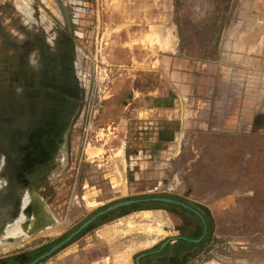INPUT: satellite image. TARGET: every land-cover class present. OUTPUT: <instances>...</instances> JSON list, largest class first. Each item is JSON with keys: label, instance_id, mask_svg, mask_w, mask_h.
Here are the masks:
<instances>
[{"label": "rangeland", "instance_id": "1", "mask_svg": "<svg viewBox=\"0 0 264 264\" xmlns=\"http://www.w3.org/2000/svg\"><path fill=\"white\" fill-rule=\"evenodd\" d=\"M213 1L0 0V44L25 47L43 77L40 117L35 103L36 121L26 120L41 136L1 145L0 190L15 165L28 178L0 208V264L38 258L97 212L137 198H177L206 213L209 235L186 254L190 264H264V21L248 71L241 61L186 70L180 60L212 59L221 34L242 27L238 0ZM151 25L165 27L164 50L144 45ZM204 75L214 81L204 83L211 106L200 115L192 88L189 103L178 90ZM167 88L180 102L149 105ZM243 96L254 111L231 132L225 110ZM30 148L40 152L32 171L22 166ZM105 215L36 264H134L194 219L152 202Z\"/></svg>", "mask_w": 264, "mask_h": 264}, {"label": "crops", "instance_id": "2", "mask_svg": "<svg viewBox=\"0 0 264 264\" xmlns=\"http://www.w3.org/2000/svg\"><path fill=\"white\" fill-rule=\"evenodd\" d=\"M220 4L221 2L219 0L211 2V6L215 8L221 7ZM235 7L242 8L240 13V25H242V27L225 30L221 34L219 48L217 47L212 59L208 58L207 61H196L192 59L189 61L186 59L180 60L186 66V70L201 68L203 71L210 69L212 72H226L232 70L231 68H226V66L232 67L235 61H241L242 64L245 65V71L250 69L249 59L251 55H260L261 53V48H259V46L256 47V44L259 43L263 36L257 34L260 32V29H258V25L256 24L264 21V0H238L235 2ZM164 28L165 27L155 28L151 25L150 29L141 37L144 45H158L160 49L164 50L168 45V37L165 35ZM262 29L261 27V30ZM252 40L255 43L254 45H251ZM15 48L16 47L13 45L11 46L7 43L0 44V152L4 150L3 146H1L4 142V146H6L5 151H8V145L11 141L18 146L20 145V147H24L27 135H33V139L36 143V135H40L41 133L38 130L31 131L30 129L27 131L26 124L27 119L36 121L35 103L40 104L42 100L39 71L31 62H28V65L24 64L23 59L19 56V49ZM22 54L26 56L25 53L22 52ZM244 70L242 69V71ZM200 79V86L198 83V85H195L194 83L186 82L179 87L178 91L180 94H184L181 97H183V99L187 98L186 101L189 103L190 100L187 96L189 92L191 93L192 88L197 97V103L199 104V112L197 109H195V112L201 115V113L205 112V110L211 106V101L207 100L208 88L205 84L209 82L213 83L214 77L204 75L201 76ZM257 99H260V97L257 96ZM177 101H179V96H177V94L172 100L170 99L169 88L164 90L160 96L147 99L149 105H153L154 109L169 111L174 107ZM253 102L254 101H250L249 97L246 99L243 96L241 99L235 101L234 107L231 110H225L228 113L226 117V128H230L231 132H234L233 129L236 127V123L238 127L242 124L241 127L244 128L246 125L244 119H249L251 116L250 114L254 111ZM257 102L260 103V101ZM258 110L259 109H257L258 114H262L259 112L260 110ZM31 114L34 115L31 116ZM40 114L41 109L38 108V117H40ZM239 115L242 116V121H239ZM10 121H12L11 125L15 127L10 125ZM15 122H18V125H16ZM241 133L244 134V131ZM22 150L24 151V148ZM39 154L40 152L36 151L35 148H30V151L26 155H23L24 160H22V166L25 169H30V171L34 170L35 161ZM23 171L24 170L17 165L6 171L7 178L4 180V185L0 190L2 193L0 199L1 201L3 200L0 208L3 209V213L7 208L5 201L9 200L8 195L13 194L10 198L15 199V195H20L21 184L27 181L28 176L25 175ZM10 183L19 184L17 185V189L13 192L10 190ZM112 183L114 184V188L123 189L121 180L118 177L113 178ZM4 191L7 195L6 197L3 195Z\"/></svg>", "mask_w": 264, "mask_h": 264}, {"label": "flooded vegetation", "instance_id": "3", "mask_svg": "<svg viewBox=\"0 0 264 264\" xmlns=\"http://www.w3.org/2000/svg\"><path fill=\"white\" fill-rule=\"evenodd\" d=\"M9 45H11L9 43ZM20 46V45H19ZM24 46V45H23ZM19 56L23 59V63L28 65L29 59L27 55L30 53H26L24 50L25 47H18ZM25 53L26 56H24ZM32 63V62H31ZM34 64V63H32ZM35 66V64H34ZM36 67V66H35ZM37 69V67H36ZM39 72V79L41 81V92H42V83L43 77L40 69H37ZM38 108H42V100L41 103L38 104ZM39 118V117H38ZM37 136V135H36ZM41 136V133L40 135ZM172 199V198H167ZM176 200V199H173ZM182 202L187 207H183L179 204L164 202V201H153L152 203H164L166 205H171L173 207L179 208L180 210L191 214L194 218L189 221L188 224L185 225V229L174 237H170L162 241L160 244L156 245L153 249L139 254L135 260L134 264H190L192 259L195 257H191L190 255H186L193 250H197L198 252L201 250V246L205 243L208 238L209 231V222L206 216V213L185 201L176 200ZM196 253V252H195Z\"/></svg>", "mask_w": 264, "mask_h": 264}, {"label": "water", "instance_id": "4", "mask_svg": "<svg viewBox=\"0 0 264 264\" xmlns=\"http://www.w3.org/2000/svg\"><path fill=\"white\" fill-rule=\"evenodd\" d=\"M153 201L170 202V203L179 204V205H181L183 207H187L182 202H179V201H176V200H173V199H167V198H137V199H126L124 201L117 202V203H115L113 205H110V206L106 207L105 209L97 212L93 216H91L82 225H80V227H78L73 233L68 235V237H66V239H64L63 241H61L57 245L53 246L50 250H48L44 254L40 255L38 258H36L32 262H30L29 264H36V263L40 262L41 260H43L45 257L51 255L53 252H55L60 247L65 245L72 237H74L75 235L80 233L83 229H85L88 225H90L93 221H95L99 217H101V216H103V215H105V214H107L109 212H112V211H114V210H116L118 208H121V207H129V206H131L133 204H137V203H140V202H153ZM137 264H138V262H137Z\"/></svg>", "mask_w": 264, "mask_h": 264}, {"label": "trees", "instance_id": "5", "mask_svg": "<svg viewBox=\"0 0 264 264\" xmlns=\"http://www.w3.org/2000/svg\"><path fill=\"white\" fill-rule=\"evenodd\" d=\"M173 199H176V200H178L177 198H173ZM124 208V207H123ZM106 215H104V216H101V217H99L98 219H102L103 217H105ZM97 219V220H98ZM22 257H16V258H14V259H12L10 262H9V264H29L30 262H32L33 260H35V259H33V260H31V261H23L22 259H21ZM22 260V261H21Z\"/></svg>", "mask_w": 264, "mask_h": 264}, {"label": "built area", "instance_id": "6", "mask_svg": "<svg viewBox=\"0 0 264 264\" xmlns=\"http://www.w3.org/2000/svg\"><path fill=\"white\" fill-rule=\"evenodd\" d=\"M99 135H106L104 128H101V129L97 130L95 136L98 137Z\"/></svg>", "mask_w": 264, "mask_h": 264}, {"label": "bare ground", "instance_id": "7", "mask_svg": "<svg viewBox=\"0 0 264 264\" xmlns=\"http://www.w3.org/2000/svg\"><path fill=\"white\" fill-rule=\"evenodd\" d=\"M148 36V35H147ZM146 37V36H145ZM151 38V37H150ZM147 45H150V44H147Z\"/></svg>", "mask_w": 264, "mask_h": 264}]
</instances>
